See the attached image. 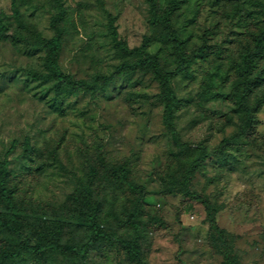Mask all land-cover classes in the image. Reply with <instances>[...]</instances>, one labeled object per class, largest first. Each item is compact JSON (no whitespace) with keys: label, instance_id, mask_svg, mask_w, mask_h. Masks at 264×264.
<instances>
[{"label":"rangeland","instance_id":"rangeland-1","mask_svg":"<svg viewBox=\"0 0 264 264\" xmlns=\"http://www.w3.org/2000/svg\"><path fill=\"white\" fill-rule=\"evenodd\" d=\"M169 2L159 0L160 8ZM64 4L67 26L60 64L75 78L114 74L124 59L108 35V14L131 47L146 44L166 69H174L172 44L152 23L149 0ZM56 12L54 0H0V22L8 27L0 35V160L16 142L8 156L9 185L24 214L35 227L41 225L39 217L48 224L61 219L62 241H87L91 233L75 223L73 212L77 197L89 186L101 204L102 227L138 239L147 264H225L212 244L204 206L180 189L196 144L204 143L210 155L191 187L217 207L219 224L241 264H264V80L249 92L251 117L235 96L243 90L244 55L264 24L257 0H185L175 16L188 50L208 44L205 56L172 80L180 99L175 124L193 147L179 158L169 152L159 86L150 72L116 73L95 91L69 89L61 96L53 78L37 79L28 72H46V50L13 36H29L30 28L52 37ZM258 73L264 74V58L253 74ZM124 162L129 178L144 186L143 194L111 177L110 171ZM135 212L136 222H129ZM11 238L12 233L0 230V251ZM4 264L71 263L48 251ZM74 264L137 262L113 240L96 241L84 261Z\"/></svg>","mask_w":264,"mask_h":264},{"label":"trees","instance_id":"trees-1","mask_svg":"<svg viewBox=\"0 0 264 264\" xmlns=\"http://www.w3.org/2000/svg\"><path fill=\"white\" fill-rule=\"evenodd\" d=\"M185 0H170L169 4L161 9L159 0H149L152 23L159 27L168 42H171L174 55V69H166L157 54L150 52L146 44L131 47L128 42L119 36V31L112 14L107 17V30L112 43L117 47L118 52L124 57L115 69L117 74L131 73L137 70L150 72L159 86V97L163 105L162 123L169 134V152L174 157H182L191 152L192 144L183 141L179 130L175 124L176 113L179 108L180 99L172 86V80L185 70L189 69L197 59L205 56L208 44H203L188 50L186 40L175 26V16ZM57 9L56 14L51 18V28L55 34L47 38L41 33L29 28V36L14 34V38L27 42L46 50L44 64L46 72L29 69L28 72L35 78H53L56 84L58 96L63 90L85 89L95 91L102 81H110L113 75L96 73L90 80L75 78L71 73L63 70L60 64V55L63 47L64 34L66 32L65 17L66 6L64 0H54ZM263 14L264 2L257 0ZM103 5V4H102ZM14 12L19 19V11L14 4ZM8 27L0 22V35L7 34ZM264 58V24L253 34V45L244 55V63L241 67L243 90L240 94H235L245 112L250 117L254 109L248 103V95L256 86L264 80V74L254 75L255 68L259 60ZM262 102V101H261ZM228 141L223 139L221 145ZM13 142L10 149L0 160V230L12 233V238L3 251H0V263L4 264L11 260H19L25 255L39 257L48 251L58 252L65 255L71 264L83 262L90 248L96 241L117 243L128 251L129 255L137 264H147L143 258L141 245L136 238H123L114 233L108 232L99 222L100 202L95 198L94 191L87 186L82 190L81 195L75 201L74 221L78 226H86L91 236L87 241L70 243L62 241L61 234L64 226L63 220H58L55 224H48L42 220L39 227H35L31 219L27 217L23 209L16 200L10 182V160L9 153L15 148ZM26 152L32 151L29 138L25 139ZM197 154L185 168L181 179L180 189L182 193L193 198L205 208L206 219L209 227V235L213 246L222 256L225 264H241L239 256L234 252L226 231L220 226L218 221V210L211 199L204 193L196 191L191 187L192 179L210 155L208 146L204 143H197L195 147ZM130 168L127 163H121L115 170L110 171V175L116 182L123 184L139 195L145 192L143 185L137 184L129 178ZM138 213L130 216L129 222L135 223Z\"/></svg>","mask_w":264,"mask_h":264}]
</instances>
